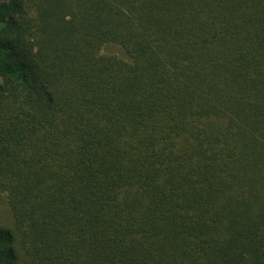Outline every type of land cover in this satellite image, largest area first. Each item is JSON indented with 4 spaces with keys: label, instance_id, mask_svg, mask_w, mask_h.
I'll return each instance as SVG.
<instances>
[{
    "label": "trees",
    "instance_id": "16d2710c",
    "mask_svg": "<svg viewBox=\"0 0 264 264\" xmlns=\"http://www.w3.org/2000/svg\"><path fill=\"white\" fill-rule=\"evenodd\" d=\"M0 191V264H264V0H0Z\"/></svg>",
    "mask_w": 264,
    "mask_h": 264
},
{
    "label": "rangeland",
    "instance_id": "374dc122",
    "mask_svg": "<svg viewBox=\"0 0 264 264\" xmlns=\"http://www.w3.org/2000/svg\"><path fill=\"white\" fill-rule=\"evenodd\" d=\"M102 52L108 55H117L122 58H126L122 49L115 44H107L104 46ZM0 225L10 228L14 227V219L11 209L8 204L7 195L0 191Z\"/></svg>",
    "mask_w": 264,
    "mask_h": 264
}]
</instances>
